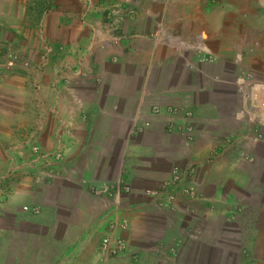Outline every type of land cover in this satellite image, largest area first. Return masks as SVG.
Segmentation results:
<instances>
[{
    "label": "crops",
    "instance_id": "obj_1",
    "mask_svg": "<svg viewBox=\"0 0 264 264\" xmlns=\"http://www.w3.org/2000/svg\"><path fill=\"white\" fill-rule=\"evenodd\" d=\"M129 6L138 12L127 18ZM208 6L201 0H0V45L19 58L16 68L0 75V264H154L151 246L164 243L172 230L159 229L153 211L133 193H93L102 185L112 189L114 182L131 190L156 187L168 174L151 175L161 157L140 137L149 127L140 131L134 122L126 137L119 130L115 115H121L106 101L125 97L103 66L120 73L152 55L162 59L163 52L159 58L155 53L160 44L146 37L156 22L183 35L207 29L217 50L221 35L236 34L233 40L241 41L247 28L264 43V0ZM114 10L125 14L119 24ZM46 46L52 53L44 59ZM88 88L91 95L83 98L81 90ZM108 148L114 149L111 158ZM199 170L204 209L224 206L225 184L207 181L204 167ZM245 174L240 167L229 172L231 194H246ZM259 206L243 241L245 262L253 264H264V204ZM105 235L122 237L139 262L101 255Z\"/></svg>",
    "mask_w": 264,
    "mask_h": 264
},
{
    "label": "rangeland",
    "instance_id": "obj_2",
    "mask_svg": "<svg viewBox=\"0 0 264 264\" xmlns=\"http://www.w3.org/2000/svg\"><path fill=\"white\" fill-rule=\"evenodd\" d=\"M201 3L204 5L203 0ZM133 7H128L127 18L138 12ZM176 7L174 17L179 12ZM245 16L242 14V18ZM156 23L152 35L146 37L160 44L162 51L155 53L159 58L163 52L162 59L156 60L152 55L144 64L145 60L126 65L120 72L124 77L116 67L104 65L106 79H114L119 94L125 97L124 102L116 99L106 102L112 112L119 111L121 116L115 115L116 123L119 130L123 128L125 137L134 122L140 128L149 127L140 137L153 145L154 154L161 157L153 166L157 171L151 175L160 177L168 173L158 185L168 178L173 165L182 168L181 185L173 194L171 206L164 201L158 205L159 199L146 194V190L155 186L144 190L135 186L126 195L133 193L131 196H138L139 201L142 198L144 207L152 210L153 218L161 222L158 228L165 225L172 230L170 237L162 239L164 243L151 246L154 264H253L245 262L247 251L243 241L245 232L256 221L260 203L264 204V122L256 109L243 103V89L239 86H243L240 82L245 76L259 80L263 75L264 43L253 34L256 31L241 26L240 32L244 30L241 41L233 40L237 39L236 34L221 35L217 50L207 29L183 35L166 31L161 22ZM81 91L83 98H88L92 90ZM186 117L190 132L184 134L178 130L179 126L170 127L179 125ZM163 143L167 145L161 146ZM113 154L114 149L108 153L110 158ZM201 166L207 181L225 184L224 206H207L206 210L202 206L195 178ZM239 167L244 174L248 173L245 175L250 178V186L246 194L242 190L231 194L227 188L229 172ZM241 181L245 183L244 178ZM117 186L114 182L112 189ZM187 187L198 195L193 199L185 197L180 190ZM210 212L213 213L207 216ZM228 223L233 226L225 225ZM123 257L139 262L134 252Z\"/></svg>",
    "mask_w": 264,
    "mask_h": 264
},
{
    "label": "built area",
    "instance_id": "obj_3",
    "mask_svg": "<svg viewBox=\"0 0 264 264\" xmlns=\"http://www.w3.org/2000/svg\"><path fill=\"white\" fill-rule=\"evenodd\" d=\"M220 0H203L204 4H216ZM115 14H118V17L116 18L115 23L119 24L124 20V13H121L120 10H114ZM128 12V9H126ZM52 53V49L49 46H46L45 48V54L44 59L47 58V56ZM19 64V58L18 55L10 50H3L2 46L0 45V75L4 71L12 70L17 67ZM243 85L240 87V89H243L242 91V100L243 103L248 106L249 108H254L257 110L258 116L260 117V121L264 122V70L263 75L259 80H250L248 76H245L242 81L240 82ZM174 114V113H173ZM186 122V123H185ZM171 125V124H170ZM173 124L170 127H178V130L180 133H187L190 132V126H189V118L186 117L185 119H181L179 125ZM141 131L142 128H139ZM189 134V133H188ZM31 150L36 153L38 152L39 148L36 145L31 146ZM54 158L57 160L62 159V154L60 151H56L53 154ZM247 160V158H245ZM249 162L251 159L248 160ZM186 170V169H185ZM186 173V171H185ZM181 176H182V168L179 165H173L170 171V174L167 179H165L163 182H161L160 185L157 187H154L153 189L146 190V194L155 197L158 201V205H163L164 203L162 201L168 202V206L172 205L173 194L178 191L179 185H181ZM121 185V184H120ZM116 189H111L108 185H102L96 189L93 190V193L96 195L106 196V195H117V192L123 191L127 192L129 188L127 186H120ZM170 191L169 193H166L164 196V193ZM181 193L185 195L187 198L193 199L196 197V193L191 188H181ZM163 195V196H162ZM37 210L34 209V213H36ZM124 225L123 227H125ZM99 252L104 257L108 258H122L127 253L130 252L128 243L120 236L111 237L110 235H105L100 239L99 243Z\"/></svg>",
    "mask_w": 264,
    "mask_h": 264
}]
</instances>
